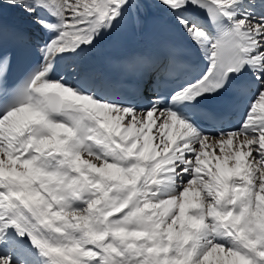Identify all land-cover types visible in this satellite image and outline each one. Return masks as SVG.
Here are the masks:
<instances>
[{
    "label": "snow or ice",
    "instance_id": "obj_1",
    "mask_svg": "<svg viewBox=\"0 0 264 264\" xmlns=\"http://www.w3.org/2000/svg\"><path fill=\"white\" fill-rule=\"evenodd\" d=\"M0 264H264V0H0Z\"/></svg>",
    "mask_w": 264,
    "mask_h": 264
},
{
    "label": "bare ground",
    "instance_id": "obj_2",
    "mask_svg": "<svg viewBox=\"0 0 264 264\" xmlns=\"http://www.w3.org/2000/svg\"><path fill=\"white\" fill-rule=\"evenodd\" d=\"M4 12L8 15L10 21H14L13 20L14 18L17 19V20H21V15L18 12V10L11 9V8H8L7 6H5ZM15 22L18 23L17 21H15ZM106 48H107V44L99 51L98 55L100 53H102L103 51H105Z\"/></svg>",
    "mask_w": 264,
    "mask_h": 264
}]
</instances>
